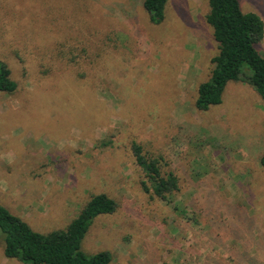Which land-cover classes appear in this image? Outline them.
<instances>
[{
    "label": "rangeland",
    "instance_id": "obj_1",
    "mask_svg": "<svg viewBox=\"0 0 264 264\" xmlns=\"http://www.w3.org/2000/svg\"><path fill=\"white\" fill-rule=\"evenodd\" d=\"M143 1L0 0V62L18 85L0 92V205L47 234L106 194L117 210L93 220L81 250L110 264L227 263L226 248L242 246L209 234L237 213L264 261V100L229 82L220 105L198 111L217 53L208 0H169L159 25ZM239 3L264 23V0ZM256 48L264 57V38ZM133 143L179 177L171 205L142 187ZM0 264H24L4 256L2 236Z\"/></svg>",
    "mask_w": 264,
    "mask_h": 264
},
{
    "label": "trees",
    "instance_id": "obj_2",
    "mask_svg": "<svg viewBox=\"0 0 264 264\" xmlns=\"http://www.w3.org/2000/svg\"><path fill=\"white\" fill-rule=\"evenodd\" d=\"M168 1H143V9L153 25L164 21ZM208 7L205 21L212 28L217 53L211 59L213 69L210 78L197 87L194 107L198 111H208L210 107L220 105L229 82L247 83L264 100V57L256 48L264 38L263 21L255 13L243 12L239 0H208ZM17 88L11 70L5 63L0 62V92L13 95ZM131 151L145 179L142 182L144 190L171 205L181 190L177 174L167 168L162 158L144 154L141 145L133 143ZM259 163L264 170V154ZM194 202L197 205L191 211V219L198 223L197 218L201 215L196 213L199 208L198 198H194ZM116 210L117 203L114 199L103 193L93 194L65 229L41 234L33 231L25 221L0 205V237H3L4 256L24 264H110L109 252L87 255L81 250V244L95 218L112 215ZM176 210L180 211L179 208ZM202 212L204 218H208L206 220L209 225L214 227L216 216L209 215L207 211ZM229 213L233 212L230 210ZM232 216L235 222L232 218H225V222H221L225 224L224 227L216 226L217 229L226 228L225 234L217 233V229H212L209 234V238L216 243L219 239L232 237L233 245L242 246L240 249L235 246L226 248L229 261L223 264H263L264 261L256 260L255 255L250 254L249 239L243 238L238 232L245 228L246 222L237 213ZM250 237L254 238L253 233Z\"/></svg>",
    "mask_w": 264,
    "mask_h": 264
}]
</instances>
